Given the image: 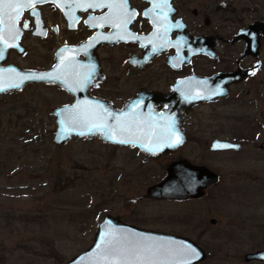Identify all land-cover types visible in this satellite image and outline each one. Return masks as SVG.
Here are the masks:
<instances>
[{
  "label": "flooded vegetation",
  "instance_id": "af4514ba",
  "mask_svg": "<svg viewBox=\"0 0 264 264\" xmlns=\"http://www.w3.org/2000/svg\"><path fill=\"white\" fill-rule=\"evenodd\" d=\"M89 3H125L136 15L124 25L122 9L87 8ZM16 28V39L5 32L8 46L0 41V50H7L3 65L53 71L49 82L28 85L54 92L47 113L54 125L52 135L57 120L52 110L75 101L81 112H102L97 119L124 111L118 117L125 126L123 135L130 136L120 139L126 144L96 137L71 140L97 141L113 152L110 208L97 223L93 241L100 223L109 217L112 238H125V228L134 227L187 238L202 249L187 235L205 231L201 215L159 209L207 198L224 184L223 175L208 160L231 158L242 150L234 138L243 133L240 120L236 109L228 112V106L264 104V0H43L23 9ZM33 52L41 55V63H20ZM258 130L263 136L259 150L264 153V122ZM224 143L240 147L213 146ZM144 151L168 153L144 161ZM117 152L127 154L126 167L120 170L114 163ZM194 153L200 155L193 157ZM183 161L214 173L216 183L203 187L198 198L147 194L167 177L171 164ZM123 168L125 172L118 174L126 177L125 194L115 184Z\"/></svg>",
  "mask_w": 264,
  "mask_h": 264
},
{
  "label": "rangeland",
  "instance_id": "374dc122",
  "mask_svg": "<svg viewBox=\"0 0 264 264\" xmlns=\"http://www.w3.org/2000/svg\"><path fill=\"white\" fill-rule=\"evenodd\" d=\"M33 53L20 63H41V55ZM53 93L27 86L0 96V264L67 263L91 245L97 223L110 208L113 152L97 141L79 139L54 146V125L47 117ZM231 109L243 130L234 136L242 150L231 158L208 160L224 184L202 201L159 209L194 210L206 221L203 233L187 234L207 254L200 264H261L245 263L243 256L264 249V153L258 130L264 104ZM126 157L117 152V169L125 166ZM120 176L115 184L125 194L126 177Z\"/></svg>",
  "mask_w": 264,
  "mask_h": 264
},
{
  "label": "water",
  "instance_id": "95a60500",
  "mask_svg": "<svg viewBox=\"0 0 264 264\" xmlns=\"http://www.w3.org/2000/svg\"><path fill=\"white\" fill-rule=\"evenodd\" d=\"M0 50V96L9 93H19L30 84L41 85L51 80L53 73L47 71H35L22 69L16 65H3L5 58ZM80 102L75 101L72 105L63 106L52 110L57 117L52 143L56 147L66 145L74 138H99L104 142L116 144L120 139H128L129 135L122 133L125 126L119 119V114L113 113L112 117H103L102 112L94 109L80 111ZM98 117L95 118V117ZM100 126V127H98ZM127 131V130H126ZM126 133V132H125ZM216 149H238L240 146L233 143H224V146H216ZM264 149V142L261 144ZM168 152L144 151V161L158 158ZM206 174H205V173ZM209 176V178H208ZM207 180L202 184V180ZM217 177L205 168L189 165L187 162L171 164L167 169V177L159 184L148 189L147 194L159 199H187L198 198L203 195L202 189L206 185L216 183ZM111 220L106 217L99 225L92 245L84 252L78 254L65 264H112L114 260H123L125 257L118 255L119 252L129 253L136 248H150L152 253H146V259L155 264H182L187 260L188 264H198L205 260V252L193 241L177 237L172 234L140 231L134 227L125 228V238H112ZM119 234V232H118ZM194 249L195 255L185 251ZM245 262L264 263V249L246 253Z\"/></svg>",
  "mask_w": 264,
  "mask_h": 264
},
{
  "label": "snow or ice",
  "instance_id": "6c2138e0",
  "mask_svg": "<svg viewBox=\"0 0 264 264\" xmlns=\"http://www.w3.org/2000/svg\"><path fill=\"white\" fill-rule=\"evenodd\" d=\"M43 2V0H0V41H3L5 46L7 45V40L5 39V32H7L9 38L16 39L19 36V29L16 28V23L19 20L20 14L24 8H33L36 3ZM80 6V5H78ZM87 8H102L107 7L109 9L119 8L123 10V21L122 23L126 25L131 22V19L136 15L134 12H128L125 3L120 4H104V3H89L86 5ZM101 20L107 21L109 17H101ZM92 26H96L93 24ZM114 27L117 25H113ZM25 28L28 27L27 24L24 25ZM122 38V37H121ZM100 127V126H98ZM121 143L126 141L121 140ZM179 141H177L178 143ZM186 252L195 255L194 249H185ZM152 253L150 248H136L131 250L130 255L132 259H128L129 253L119 252L118 255L124 256L123 260H114L112 264H155L154 261H149L146 259L145 254ZM182 264H188L185 260Z\"/></svg>",
  "mask_w": 264,
  "mask_h": 264
}]
</instances>
